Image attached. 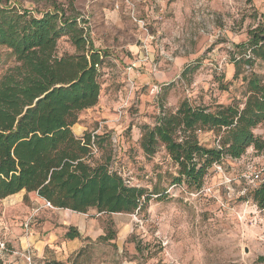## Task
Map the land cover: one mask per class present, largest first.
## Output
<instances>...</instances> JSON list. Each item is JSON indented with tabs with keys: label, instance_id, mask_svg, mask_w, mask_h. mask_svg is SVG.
<instances>
[{
	"label": "rangeland",
	"instance_id": "obj_1",
	"mask_svg": "<svg viewBox=\"0 0 264 264\" xmlns=\"http://www.w3.org/2000/svg\"><path fill=\"white\" fill-rule=\"evenodd\" d=\"M21 6L34 15L55 7L81 20L103 60L98 104L79 113L72 131L109 134L110 168L133 186L162 193L130 215L78 216L93 232L101 230V237H114L89 239L61 264H264V208L252 200L259 186L247 188L241 179L248 167L259 166L264 152L248 149L240 159L223 162L230 192L213 172L204 184L212 193L192 197L185 187L171 185L175 170L163 148L146 157L140 145L160 112H174L183 100L208 107L242 100L245 74L233 78L231 62L264 17V0H24ZM140 39H148L149 62H139ZM65 54H75L67 37L56 48L58 57ZM12 66L9 52L0 48V77ZM252 70L264 80L263 63L256 61ZM254 133L263 135L264 126ZM199 139L207 147L215 144L211 133ZM28 215L0 202L4 254L11 251L13 228L21 229Z\"/></svg>",
	"mask_w": 264,
	"mask_h": 264
},
{
	"label": "trees",
	"instance_id": "obj_2",
	"mask_svg": "<svg viewBox=\"0 0 264 264\" xmlns=\"http://www.w3.org/2000/svg\"><path fill=\"white\" fill-rule=\"evenodd\" d=\"M22 1L0 0V48L13 60L0 77V201L24 192L53 209L78 214L140 211L151 196L162 193L133 186L110 168L109 134L76 137L72 131L79 113L98 104L101 52L91 46L79 18L55 7L34 15ZM247 35L231 62L233 78L245 74L241 101L208 107L183 100L174 112L161 111L141 137L146 157L165 151L175 170L169 176L173 186L199 192L226 159L238 160L248 149L264 152V133H254L264 126V80L252 70L256 61L264 64V17ZM63 37L75 54L56 55ZM204 133L215 137L213 146L200 142ZM252 200L264 208V183ZM64 238L79 234L70 228Z\"/></svg>",
	"mask_w": 264,
	"mask_h": 264
},
{
	"label": "crops",
	"instance_id": "obj_3",
	"mask_svg": "<svg viewBox=\"0 0 264 264\" xmlns=\"http://www.w3.org/2000/svg\"><path fill=\"white\" fill-rule=\"evenodd\" d=\"M76 136L82 137L83 134ZM0 202L18 210L22 208L29 214L21 229L13 228V238L10 245H7L11 251L8 254L0 251L3 264H27L22 257L25 253L31 255L32 264H61L69 255L81 250L84 242L96 239L105 242L100 240L105 237H101V230L93 232V225L78 217L81 214L68 210L48 209L44 206V201L34 193L21 192ZM34 222L37 224L36 228L32 226ZM26 223L28 227H25ZM70 228L78 232L79 238L73 240L64 238Z\"/></svg>",
	"mask_w": 264,
	"mask_h": 264
},
{
	"label": "built area",
	"instance_id": "obj_4",
	"mask_svg": "<svg viewBox=\"0 0 264 264\" xmlns=\"http://www.w3.org/2000/svg\"><path fill=\"white\" fill-rule=\"evenodd\" d=\"M139 23V27L141 30H143L144 32H146L145 30V24L143 22H138ZM146 35V34H145ZM148 38V34L146 35ZM140 50L142 52L141 57L139 58V62L140 63H144V62H149L150 61V54L148 52V39H140ZM134 66L131 65L129 67L126 68V72H131L133 70ZM215 172H218L220 175H222L223 179H222V185L224 187L225 190H227L228 192H230V187H231V182L232 180L227 178L224 174H223V168L221 167H215ZM241 179L244 182V186L247 188H255L256 186H260L261 184L264 183V159L262 160V162L259 164V166L257 168H253V167H248L244 173L241 175ZM212 190L211 188L208 187H203L199 192H194L193 194L191 193L190 195L192 197H196L199 196L200 194H211ZM44 206L46 208L52 209V207L50 206L49 203L44 202ZM25 227H28V224H25ZM0 247H2V245H0ZM27 264H32V258L31 255L29 253H25L22 256Z\"/></svg>",
	"mask_w": 264,
	"mask_h": 264
}]
</instances>
